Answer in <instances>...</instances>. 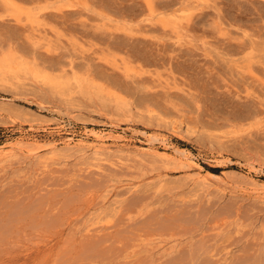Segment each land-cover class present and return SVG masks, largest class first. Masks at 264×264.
<instances>
[{
  "label": "rangeland",
  "instance_id": "rangeland-1",
  "mask_svg": "<svg viewBox=\"0 0 264 264\" xmlns=\"http://www.w3.org/2000/svg\"><path fill=\"white\" fill-rule=\"evenodd\" d=\"M0 264H264V0H0Z\"/></svg>",
  "mask_w": 264,
  "mask_h": 264
},
{
  "label": "bare ground",
  "instance_id": "bare-ground-1",
  "mask_svg": "<svg viewBox=\"0 0 264 264\" xmlns=\"http://www.w3.org/2000/svg\"><path fill=\"white\" fill-rule=\"evenodd\" d=\"M172 1H173V0H172ZM120 9H121V8H120ZM79 12H81V11H79ZM77 13H78V12H77ZM83 13H84V12H83ZM60 16H61V15H60ZM61 17H63V16H61ZM55 18H56V17H55ZM87 18H88V17H87ZM195 20H196V19H195ZM36 22H37V21H36ZM77 23H78V22H77ZM142 25H143V24H142ZM190 27H191V26H190ZM23 28H24V27H23ZM63 28H64V27H63ZM189 29H190V28H189ZM17 31H18V30H17ZM91 34H92V33H91ZM114 34H115V33H114ZM188 34H189V33H188ZM114 36H115V35H114ZM123 36H124V35H123ZM172 37H173V36H172ZM132 41H133V40H132ZM145 41H146V40H145ZM114 42H115V41H114ZM167 42H168V41H167ZM127 43H128V42H127ZM151 43H152V42H151ZM171 44H172V43H171ZM238 45H239V44H238ZM243 46H244V44H243ZM160 48H161V47H160ZM137 50H138V49H137ZM164 50H165V49H164ZM237 52H238V51H237ZM144 58H145V57H144ZM146 59H147V58H146ZM154 59H155V58H154ZM165 62H166V61H165ZM7 67H8V66H7ZM42 80H43L44 82H48V81H49V79H47V78H43ZM172 128H173L174 130H178L180 127H179L178 124L174 123V124L172 125ZM93 134H94V133H93ZM149 134H150V133H149ZM151 137H152V136H151ZM153 137H154V136H153ZM153 137H152V138H153ZM113 138H114V137H113ZM152 138H150L149 141H150L151 143H155V141L157 140V138H155V137H154L153 139H152ZM163 141H164V140H163ZM164 142H165V141H164ZM148 143H149V142H148ZM151 143H150V144H151ZM52 145H53V144H52ZM151 145H153V144H151ZM164 145H165V144H164ZM166 147H167V145H166ZM51 148H52V146H51ZM95 149H96V148H95ZM153 150H154V149H153ZM155 150H156V149H155ZM146 151H147V150H146ZM146 151H142V152H146ZM151 151H152V150H148L147 152L150 153ZM156 151H157V150H156ZM95 152L97 153V152H99V150L96 149ZM138 152H140V151H138ZM147 152H146V153H147ZM154 152H155V151H154ZM157 152H158V151H157ZM157 152H156V153H157ZM160 152L163 153L164 155H168V157H166V158H169L170 156H173V155H171V154L169 155L168 152H165V151H163V152L160 151ZM152 153H153V152H152ZM180 153H181V152H180ZM181 154H182V153H181ZM135 156H137V155H135ZM182 156H183V155H182ZM170 159H174V157H173V158H170ZM148 160H149V159H148ZM180 160H181V159H180ZM188 161H189V160H188ZM249 163H250V162H249ZM197 175H198V174H197ZM14 222H15V221H14ZM1 229H2V228H1Z\"/></svg>",
  "mask_w": 264,
  "mask_h": 264
}]
</instances>
